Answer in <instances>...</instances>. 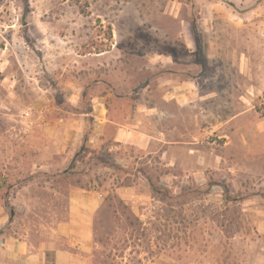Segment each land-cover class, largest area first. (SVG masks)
<instances>
[{
	"label": "rangeland",
	"instance_id": "obj_1",
	"mask_svg": "<svg viewBox=\"0 0 264 264\" xmlns=\"http://www.w3.org/2000/svg\"><path fill=\"white\" fill-rule=\"evenodd\" d=\"M194 1L0 0V232L44 238L66 216L72 186L112 178L137 186L130 199L107 194L93 264H264V135L252 170L241 169L247 155L239 140L225 146L226 135L264 133V93H248L237 60L224 58L252 57L258 35L264 51V0L233 4L248 27L243 37L235 29L215 44L197 31L200 41H188L180 18L191 17ZM159 55L175 60L181 80L198 85L204 100L183 111V128L196 123L198 147L218 164L194 171L187 158L173 170L151 156L143 165L147 183L137 171L105 169L107 153L71 145L62 124L84 118L91 133L89 106L129 97L162 75L168 67H156ZM249 108L254 116L233 118Z\"/></svg>",
	"mask_w": 264,
	"mask_h": 264
},
{
	"label": "crops",
	"instance_id": "obj_2",
	"mask_svg": "<svg viewBox=\"0 0 264 264\" xmlns=\"http://www.w3.org/2000/svg\"><path fill=\"white\" fill-rule=\"evenodd\" d=\"M240 1L242 0H195L191 6V17L180 18L182 26L188 32V41L191 43L200 41L195 35V30L205 37L203 40L206 44H215L218 42L217 37H232L235 29L242 36L241 32H244L248 25L245 20L237 19L233 6ZM262 43V38L258 35L254 41L255 50L250 58L244 52L224 56L231 61L237 60L235 65L237 74L247 80L248 93H264ZM103 54L99 53L100 56ZM206 58L210 60V57ZM249 59H253L254 62L250 64ZM156 60V67H168L166 72L154 79L148 78L132 92L131 96L118 94L111 100L97 98V105L93 106L90 115L93 117L92 130L86 141L87 147L96 150L98 154L107 153L108 163L101 160V165L105 169H116L120 172L137 171L140 180L145 182L148 178L144 174L143 165H148L151 156L158 155L161 160L159 165L163 168L172 167L173 170L184 166L187 158L190 166L195 165L194 171H198L202 164L207 166L215 163L212 161V152H202L198 147L202 144L199 141L202 137L196 130V123L193 121L183 128V111L197 103L198 98L204 100L198 85L179 78L182 73L179 69H174V59L159 55ZM150 67L151 64L147 63L146 67L141 69L148 70ZM167 74L173 76L166 77ZM154 88L158 90L157 97H152ZM251 114L254 116V111L249 108L233 118L240 122ZM226 121L230 122V119ZM85 122L84 118L63 121V132L71 145L84 144ZM256 123L259 125L261 118L258 117ZM262 135L264 133L261 131L238 132L236 138H233L234 135H226V147L231 146L234 139H237L240 141L237 144L238 151L243 149L246 152L245 160L240 161L244 165L241 168L244 171L252 170L251 164L255 166L260 162ZM202 158L205 159L204 163L201 162ZM218 158L219 164L226 163L223 157ZM107 179L109 180L87 181L88 183L72 186L66 216L47 227L48 233L44 238L35 240L32 237L34 235H16L10 233L8 229L1 231L0 264H93L96 245L95 222L107 194L115 190L123 199H130L137 186L136 183L110 184L113 179Z\"/></svg>",
	"mask_w": 264,
	"mask_h": 264
},
{
	"label": "trees",
	"instance_id": "obj_3",
	"mask_svg": "<svg viewBox=\"0 0 264 264\" xmlns=\"http://www.w3.org/2000/svg\"><path fill=\"white\" fill-rule=\"evenodd\" d=\"M92 112H93V107L89 106V108L84 113H86V114H88V116H90L92 114ZM89 118H90L89 120L92 122L93 121V117H89ZM89 135H90L89 131L85 132V134H84V144L82 145V149L83 150H88V147L86 145V141L89 139ZM78 157H79V153H77V155L75 156V159L73 161L74 163H76V161H78ZM145 176H146V174H145ZM146 177L148 178V180L150 182V178L148 176H146ZM151 185H152V188L154 189L155 192L156 191L157 192L160 191L159 189L162 188V187H158L157 185H153V184H151Z\"/></svg>",
	"mask_w": 264,
	"mask_h": 264
},
{
	"label": "water",
	"instance_id": "obj_4",
	"mask_svg": "<svg viewBox=\"0 0 264 264\" xmlns=\"http://www.w3.org/2000/svg\"><path fill=\"white\" fill-rule=\"evenodd\" d=\"M14 214H15V212H14V211H12V216H14Z\"/></svg>",
	"mask_w": 264,
	"mask_h": 264
}]
</instances>
